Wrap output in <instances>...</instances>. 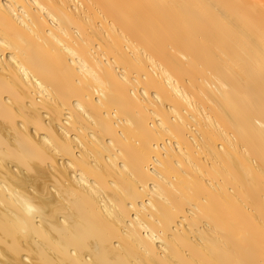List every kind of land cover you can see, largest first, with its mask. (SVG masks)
I'll return each mask as SVG.
<instances>
[{
	"label": "bare ground",
	"instance_id": "6f19581e",
	"mask_svg": "<svg viewBox=\"0 0 264 264\" xmlns=\"http://www.w3.org/2000/svg\"><path fill=\"white\" fill-rule=\"evenodd\" d=\"M0 264H264V0H0Z\"/></svg>",
	"mask_w": 264,
	"mask_h": 264
}]
</instances>
